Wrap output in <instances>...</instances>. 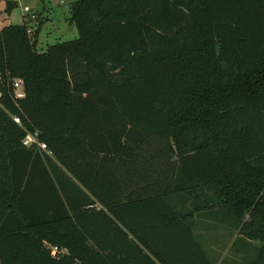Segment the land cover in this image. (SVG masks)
Returning a JSON list of instances; mask_svg holds the SVG:
<instances>
[{
    "label": "trees",
    "instance_id": "16d2710c",
    "mask_svg": "<svg viewBox=\"0 0 264 264\" xmlns=\"http://www.w3.org/2000/svg\"><path fill=\"white\" fill-rule=\"evenodd\" d=\"M38 19L0 30L1 264H213L207 209L264 262V0H77L42 53Z\"/></svg>",
    "mask_w": 264,
    "mask_h": 264
},
{
    "label": "rangeland",
    "instance_id": "374dc122",
    "mask_svg": "<svg viewBox=\"0 0 264 264\" xmlns=\"http://www.w3.org/2000/svg\"><path fill=\"white\" fill-rule=\"evenodd\" d=\"M74 1L77 0H19L10 14L5 13L7 2L0 1V30L9 25H21L23 8H27L41 19L47 17L38 36V51H45L56 43L74 40L78 33L68 23L69 7ZM202 235L200 241L213 264H264L257 260L259 243L252 242L248 246L238 240L241 238L235 232L222 229Z\"/></svg>",
    "mask_w": 264,
    "mask_h": 264
},
{
    "label": "built area",
    "instance_id": "2783aa9c",
    "mask_svg": "<svg viewBox=\"0 0 264 264\" xmlns=\"http://www.w3.org/2000/svg\"><path fill=\"white\" fill-rule=\"evenodd\" d=\"M0 1H4L7 3H18L19 0H0ZM22 13H23L22 15L23 22L21 23V25L26 27L27 35L32 36L37 26L38 16L27 8H23ZM7 81L10 82L12 87V92H13L12 98L14 100L22 99L23 98L22 81L19 79H10V78H7ZM0 100H1V93H0ZM12 120L15 124L20 126V120L18 117H12ZM21 145L25 148L36 149L50 155V153L47 152L46 145L39 140L38 132H26L24 137L21 139ZM61 254L62 252L58 251L57 248H50V255L53 258H58Z\"/></svg>",
    "mask_w": 264,
    "mask_h": 264
},
{
    "label": "crops",
    "instance_id": "0c3cea01",
    "mask_svg": "<svg viewBox=\"0 0 264 264\" xmlns=\"http://www.w3.org/2000/svg\"><path fill=\"white\" fill-rule=\"evenodd\" d=\"M47 20V17L42 18V25L43 22ZM37 49H38V44H37ZM38 51V50H37ZM39 53H42L38 51ZM36 150V149H35ZM39 151V150H38ZM42 152V151H39ZM45 153V152H43ZM49 155V154H48ZM50 156V155H49ZM170 204L175 207V209L182 208L176 201H171ZM186 209L193 210L191 206L188 204L185 206ZM210 209H207L202 212H193L192 218L189 220L191 230L193 232V235L195 236L196 241L201 245L202 249L207 255V252L205 251L200 239H202L204 233H209L212 230H218L222 229V231L229 232V233H236L238 234V231L235 230L233 226V222L228 219L225 216H218V217H213L209 213ZM239 236V235H238ZM203 241V240H202Z\"/></svg>",
    "mask_w": 264,
    "mask_h": 264
}]
</instances>
